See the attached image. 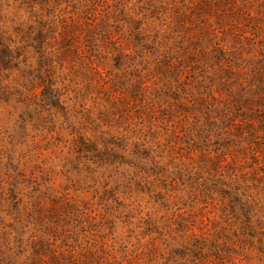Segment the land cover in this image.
Here are the masks:
<instances>
[{
  "label": "rangeland",
  "instance_id": "374dc122",
  "mask_svg": "<svg viewBox=\"0 0 264 264\" xmlns=\"http://www.w3.org/2000/svg\"><path fill=\"white\" fill-rule=\"evenodd\" d=\"M0 264H264V0H0Z\"/></svg>",
  "mask_w": 264,
  "mask_h": 264
}]
</instances>
